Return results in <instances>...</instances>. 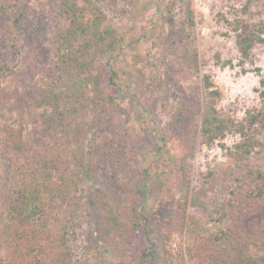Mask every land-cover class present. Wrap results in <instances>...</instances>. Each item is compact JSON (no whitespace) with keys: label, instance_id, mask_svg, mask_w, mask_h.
Returning a JSON list of instances; mask_svg holds the SVG:
<instances>
[{"label":"rangeland","instance_id":"obj_1","mask_svg":"<svg viewBox=\"0 0 264 264\" xmlns=\"http://www.w3.org/2000/svg\"><path fill=\"white\" fill-rule=\"evenodd\" d=\"M77 1L109 33L89 29L95 45L80 53L57 48L56 0H0V208L29 206L36 219L13 242L0 219V264H142L146 228L158 264H193L187 247L229 228L235 246L260 255L264 197L232 210L264 174V0ZM69 62L67 106L82 124L67 143L32 99ZM205 78L226 124L212 142L202 134ZM113 204L125 232L110 225Z\"/></svg>","mask_w":264,"mask_h":264},{"label":"trees","instance_id":"obj_2","mask_svg":"<svg viewBox=\"0 0 264 264\" xmlns=\"http://www.w3.org/2000/svg\"><path fill=\"white\" fill-rule=\"evenodd\" d=\"M77 2V0H56V2H54V4H56V6H54L55 20L57 21L54 26L57 28L54 30V34L56 42L58 43V49H69L73 47L74 52L77 51L80 53L86 48H91L95 45V43H92V38L90 39L89 36L86 37V33L89 29L92 30L94 36L103 34L100 31L104 32V34L100 36L101 38L109 35V33L100 29L98 24L101 23L98 17H94L91 21H88L82 7H80ZM6 12L7 7L0 5V14H5ZM188 16V19H191V10ZM13 23L15 25L18 24L17 17L13 19ZM250 36V34L245 33L237 34L236 43L240 53L244 57L248 56L249 49L252 46ZM109 43L108 46H112L113 43ZM87 51L92 55L97 52L96 49H87ZM62 61H66V59H62ZM69 63L70 64H66V66H56L55 70L58 71L55 74L57 79L55 87L53 83L48 82L46 89L38 90L37 94L32 99V106L41 108V115L48 121L49 125H51L52 128L49 130L53 132L54 135L57 133V139L61 137L67 143L76 140V133L80 131V125L82 124V120L78 117L72 119V110H75V107L67 106V104L69 105V99L67 100L66 98L70 97L67 94H76V83H74L75 75L73 71L76 65L71 62ZM45 72L46 71H43L42 75ZM46 74L47 73L44 75ZM46 76L43 77V80L46 79ZM205 88L208 90L207 95L209 99L206 102L207 109L202 119V134L207 142H212L216 138L223 136L226 124L217 114L215 105L212 101V97L218 95V91L213 89L212 83L207 78H205ZM262 93L264 94V90ZM96 106L97 104L94 103L92 108H96ZM93 124H95V120H92L90 123V125ZM53 129L55 130L53 131ZM91 148L93 150V147ZM75 151V156L78 157L84 151V146L82 144H77ZM245 151L250 153V149L245 148ZM242 187L244 188L245 186ZM244 191L245 193L240 190L238 191L240 198L238 197L237 202H233V206L235 207V209L232 210L233 214L249 211L254 204L261 201V198L264 197V174L258 173L252 186H250V188H245ZM28 198L30 201L32 200L30 196ZM110 208H113L112 211L114 212L110 216L111 227L119 232H125V229L120 225V222L125 219L122 217L123 208L116 207L114 204ZM32 209L33 208L29 206L19 209L15 207L0 208L3 236L9 238L11 242L18 239L21 229L20 226L26 227L36 222L34 215L30 212ZM136 224L138 225L139 223L137 222ZM33 230L34 229L31 231ZM144 235L147 246L141 251L140 259H142V264H158L161 260V252L157 242V234L154 233L152 228H146L144 230ZM235 236L236 232L233 228H229L226 231H217L209 237L201 238L197 244L187 247V257L189 260L193 261V264H258V260L264 261V241L261 247L262 253L257 255L249 251L250 246L246 242L242 243V245L235 246L233 243V238H235ZM177 264H184L182 256L179 258V263Z\"/></svg>","mask_w":264,"mask_h":264},{"label":"built area","instance_id":"obj_3","mask_svg":"<svg viewBox=\"0 0 264 264\" xmlns=\"http://www.w3.org/2000/svg\"><path fill=\"white\" fill-rule=\"evenodd\" d=\"M195 2H200V0H195Z\"/></svg>","mask_w":264,"mask_h":264}]
</instances>
